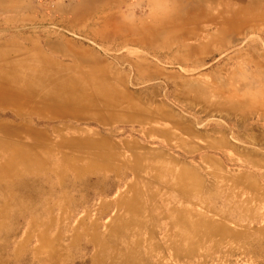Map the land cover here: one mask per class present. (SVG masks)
Returning a JSON list of instances; mask_svg holds the SVG:
<instances>
[{"label": "rangeland", "instance_id": "1", "mask_svg": "<svg viewBox=\"0 0 264 264\" xmlns=\"http://www.w3.org/2000/svg\"><path fill=\"white\" fill-rule=\"evenodd\" d=\"M29 67L0 264H264V0H0Z\"/></svg>", "mask_w": 264, "mask_h": 264}, {"label": "bare ground", "instance_id": "2", "mask_svg": "<svg viewBox=\"0 0 264 264\" xmlns=\"http://www.w3.org/2000/svg\"><path fill=\"white\" fill-rule=\"evenodd\" d=\"M28 73L26 70L20 71L15 69L14 71H10L8 73L0 72V93H4L12 91L16 92L17 95H25L33 86V83H30V80L35 76L34 69L29 67ZM30 77V78H29ZM104 104L106 106L116 105V103L112 102L109 99H104Z\"/></svg>", "mask_w": 264, "mask_h": 264}, {"label": "crops", "instance_id": "3", "mask_svg": "<svg viewBox=\"0 0 264 264\" xmlns=\"http://www.w3.org/2000/svg\"><path fill=\"white\" fill-rule=\"evenodd\" d=\"M213 1V0H212Z\"/></svg>", "mask_w": 264, "mask_h": 264}]
</instances>
